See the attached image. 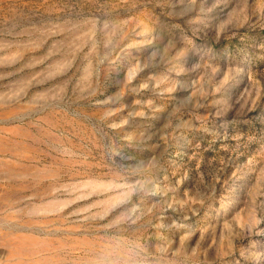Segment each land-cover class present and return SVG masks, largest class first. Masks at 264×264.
<instances>
[{
	"label": "rangeland",
	"instance_id": "rangeland-1",
	"mask_svg": "<svg viewBox=\"0 0 264 264\" xmlns=\"http://www.w3.org/2000/svg\"><path fill=\"white\" fill-rule=\"evenodd\" d=\"M0 264H264V0H0Z\"/></svg>",
	"mask_w": 264,
	"mask_h": 264
}]
</instances>
